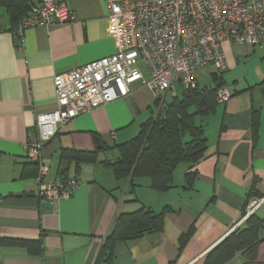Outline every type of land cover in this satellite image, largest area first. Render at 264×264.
<instances>
[{"label": "crops", "instance_id": "obj_1", "mask_svg": "<svg viewBox=\"0 0 264 264\" xmlns=\"http://www.w3.org/2000/svg\"><path fill=\"white\" fill-rule=\"evenodd\" d=\"M68 6L72 22L20 32L0 5V239H10L0 243V264H95L118 216L142 207L165 212L162 230L118 242L113 264H204L214 247L244 228L252 198L261 199L254 214L264 220V47L223 44L233 86L224 75L223 83L233 96L198 116L208 140L205 159L192 170L180 165L168 191H156L144 177L124 180L123 193L124 181L112 169L61 159L64 150H75L116 161L118 146L157 114L158 95L143 82L132 85L127 97L58 124L42 150L49 179H75L81 187L52 204L38 196V164L26 155L28 136L40 115L56 110V76L117 51L104 0H68ZM175 86L184 92L177 83L164 102L171 92L180 98ZM191 172L196 176L188 183ZM260 235L264 239V229ZM23 239L39 241L26 245ZM226 264H264V241L254 258L238 253Z\"/></svg>", "mask_w": 264, "mask_h": 264}, {"label": "built area", "instance_id": "obj_2", "mask_svg": "<svg viewBox=\"0 0 264 264\" xmlns=\"http://www.w3.org/2000/svg\"><path fill=\"white\" fill-rule=\"evenodd\" d=\"M29 11L19 24L27 28L54 26L75 20L68 0H26ZM108 9L109 34L116 42L114 55L93 61L56 76V110L40 115L35 132L25 145L28 159L38 164V196L52 204L69 199L81 187L75 179H49L50 164L42 150L66 124L120 98L130 87L143 82L162 96L180 84L184 90L198 88L195 70L211 66L223 75L229 70L223 44L264 47V0H104ZM146 76L148 78L146 79ZM221 87L218 104L231 99ZM261 199L252 198L247 216L254 214Z\"/></svg>", "mask_w": 264, "mask_h": 264}, {"label": "trees", "instance_id": "obj_3", "mask_svg": "<svg viewBox=\"0 0 264 264\" xmlns=\"http://www.w3.org/2000/svg\"><path fill=\"white\" fill-rule=\"evenodd\" d=\"M0 5L10 13L15 23L14 29L18 31L22 17L29 11L26 0H0ZM212 78L216 83L215 89H201L198 86L196 89L184 90L182 99L176 97L171 102H166L157 116L153 112L134 139L118 146L119 158L116 161L101 162L98 152L75 150H64L62 161L75 162L78 166L82 163L101 164L112 169L120 181L129 180L132 184L135 179L145 177L150 179L151 187L156 191L170 190L180 165H190L192 170L205 159L208 140L204 127L197 118L216 107V93L219 88L224 87L223 75L214 73ZM259 124V114L254 112L252 131L255 138L258 136ZM34 132L35 127L30 133ZM195 176V172L187 174L188 183H192ZM164 214L165 212L156 213L152 209L142 207L138 211L119 215L114 230L107 237L95 264H113L118 242L136 239L146 233L160 232ZM263 229L262 218L256 214L248 216L244 228L234 231L214 247L206 255L204 264H226L238 253L254 258L260 243L264 241L260 235ZM7 241L10 242V239H0V243ZM38 241L21 240L26 245ZM184 241L185 236L182 238V244Z\"/></svg>", "mask_w": 264, "mask_h": 264}, {"label": "rangeland", "instance_id": "obj_4", "mask_svg": "<svg viewBox=\"0 0 264 264\" xmlns=\"http://www.w3.org/2000/svg\"><path fill=\"white\" fill-rule=\"evenodd\" d=\"M195 73L198 76V80H199V84H200L201 89H204V88L215 89L216 83L213 81V78H212V74L215 73V70H214L213 67L206 66L204 68H199V69H196L195 70ZM228 74L229 73H224L223 75L225 76L227 85L230 88L231 86H233V80H232V75H230V74L228 75ZM175 87H177L176 88V92L178 93L179 97L182 99V97H183L182 90L180 89L179 86H175ZM174 94H175L174 92L169 93L168 96H167V98H166V101L165 102H171L172 100H174L175 99ZM154 109H155V111H157V106H154ZM121 187H122L123 193H124L125 190L127 189V181L126 182L124 181L122 183V186ZM119 193L122 195V192L121 191H119Z\"/></svg>", "mask_w": 264, "mask_h": 264}]
</instances>
